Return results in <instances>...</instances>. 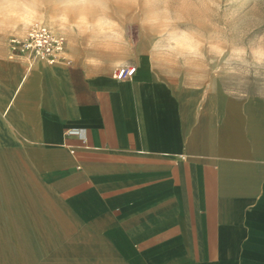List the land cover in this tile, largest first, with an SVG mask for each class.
<instances>
[{"label": "crops", "instance_id": "obj_1", "mask_svg": "<svg viewBox=\"0 0 264 264\" xmlns=\"http://www.w3.org/2000/svg\"><path fill=\"white\" fill-rule=\"evenodd\" d=\"M8 58L0 141L93 237L81 264H264V101Z\"/></svg>", "mask_w": 264, "mask_h": 264}, {"label": "clouds", "instance_id": "obj_2", "mask_svg": "<svg viewBox=\"0 0 264 264\" xmlns=\"http://www.w3.org/2000/svg\"><path fill=\"white\" fill-rule=\"evenodd\" d=\"M41 16L89 68L146 55L178 91L264 101V0H0V43Z\"/></svg>", "mask_w": 264, "mask_h": 264}, {"label": "rangeland", "instance_id": "obj_3", "mask_svg": "<svg viewBox=\"0 0 264 264\" xmlns=\"http://www.w3.org/2000/svg\"><path fill=\"white\" fill-rule=\"evenodd\" d=\"M35 23L54 30V22H46L43 16ZM27 33V28L17 32L15 26L6 31L0 43V59L10 60L11 38ZM72 63L108 73L125 65H145L151 70L146 55L103 68H89L79 60ZM92 239L53 193L37 164L27 154L14 152L11 141H0V264H81L91 255L86 245Z\"/></svg>", "mask_w": 264, "mask_h": 264}, {"label": "built area", "instance_id": "obj_4", "mask_svg": "<svg viewBox=\"0 0 264 264\" xmlns=\"http://www.w3.org/2000/svg\"><path fill=\"white\" fill-rule=\"evenodd\" d=\"M64 39L57 36L55 31L43 23H35L34 28L24 37H12L10 40V58L24 57L29 64L45 62L49 65H71L72 59L66 55ZM137 66L125 65L118 67L112 73L117 80L132 78L137 72ZM66 136L78 137L86 145L87 137L79 127H69L65 130ZM182 159L186 157L181 156Z\"/></svg>", "mask_w": 264, "mask_h": 264}]
</instances>
